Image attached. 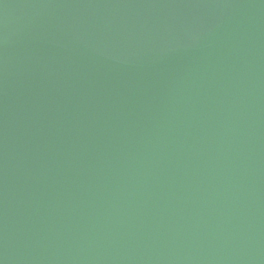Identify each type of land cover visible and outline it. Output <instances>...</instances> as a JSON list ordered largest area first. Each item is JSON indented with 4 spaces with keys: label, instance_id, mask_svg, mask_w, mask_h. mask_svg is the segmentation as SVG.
Masks as SVG:
<instances>
[{
    "label": "water",
    "instance_id": "water-1",
    "mask_svg": "<svg viewBox=\"0 0 264 264\" xmlns=\"http://www.w3.org/2000/svg\"><path fill=\"white\" fill-rule=\"evenodd\" d=\"M0 264H264V0H0Z\"/></svg>",
    "mask_w": 264,
    "mask_h": 264
}]
</instances>
